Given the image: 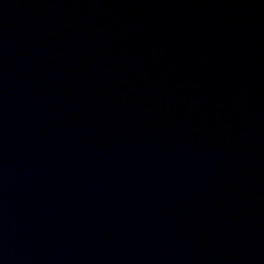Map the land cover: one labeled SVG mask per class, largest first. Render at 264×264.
I'll return each mask as SVG.
<instances>
[{"label":"water","instance_id":"obj_1","mask_svg":"<svg viewBox=\"0 0 264 264\" xmlns=\"http://www.w3.org/2000/svg\"><path fill=\"white\" fill-rule=\"evenodd\" d=\"M0 264H264V0H0Z\"/></svg>","mask_w":264,"mask_h":264}]
</instances>
